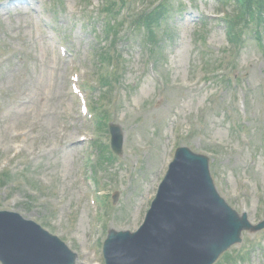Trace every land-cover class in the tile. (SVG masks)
<instances>
[{
	"label": "rangeland",
	"instance_id": "obj_1",
	"mask_svg": "<svg viewBox=\"0 0 264 264\" xmlns=\"http://www.w3.org/2000/svg\"><path fill=\"white\" fill-rule=\"evenodd\" d=\"M8 1L0 0L6 4H0V168L9 162L12 173L10 184L0 189V209L45 225L77 252L81 264L86 258L104 264L100 251L95 254L99 240L82 178L85 156L98 153L92 144L60 142L59 132L92 134L73 100L71 76H89L96 86L92 55L105 39L101 16L113 0H19L21 13L10 10ZM151 3L134 1L139 18ZM235 9L243 15L234 0H170L155 33L144 27L145 18L140 26L145 33H131L120 43L119 81L102 94L116 91L110 122L123 129L124 153L118 157L106 146L97 147L98 162L86 175L95 185L90 197L104 236L109 228L139 227L159 185L163 158H172L178 146L210 158L215 185L235 210L248 212L253 223L264 218V15L245 24L246 16L233 18ZM221 10L228 13L225 19ZM110 19L120 25L124 15L110 14ZM238 34L240 49L231 41L239 40ZM202 37L211 55L197 48ZM142 48L154 52L158 73L149 69ZM208 58V68L226 67L232 84L226 78L204 80L200 63ZM95 75L99 80L100 72ZM100 94L95 89L89 98ZM234 119L246 122L250 137L233 131ZM104 166L109 171L102 178ZM116 189L113 206L107 192ZM229 253L228 261L217 264H264V231L243 233V242Z\"/></svg>",
	"mask_w": 264,
	"mask_h": 264
},
{
	"label": "water",
	"instance_id": "obj_2",
	"mask_svg": "<svg viewBox=\"0 0 264 264\" xmlns=\"http://www.w3.org/2000/svg\"><path fill=\"white\" fill-rule=\"evenodd\" d=\"M217 222L221 223L217 229L225 230V236L213 232ZM247 227L217 196L207 159L183 149L154 204L148 227L139 236L126 238L112 233L107 244L108 258L117 255L116 252L124 253L130 246L127 249L131 252L125 254L132 264H149L160 257V264H211ZM216 238H224V242L218 244ZM116 242L118 246L114 250ZM12 244L7 230L0 226V252L4 253ZM15 248L14 244L6 253L7 259L12 256L16 261Z\"/></svg>",
	"mask_w": 264,
	"mask_h": 264
},
{
	"label": "trees",
	"instance_id": "obj_3",
	"mask_svg": "<svg viewBox=\"0 0 264 264\" xmlns=\"http://www.w3.org/2000/svg\"><path fill=\"white\" fill-rule=\"evenodd\" d=\"M251 1L252 0H249V2H251ZM253 1L257 2V7L264 8V0H253ZM162 8H163L162 10L155 12L149 18V22H150L149 27H151L153 23H157V22H159V21H161L163 19L164 15H165V12H164L165 7L163 6ZM251 12H252V10H251Z\"/></svg>",
	"mask_w": 264,
	"mask_h": 264
},
{
	"label": "bare ground",
	"instance_id": "obj_4",
	"mask_svg": "<svg viewBox=\"0 0 264 264\" xmlns=\"http://www.w3.org/2000/svg\"><path fill=\"white\" fill-rule=\"evenodd\" d=\"M18 1L19 0H9L8 2H6L7 4H9V9L10 10H14V11H21L22 9H21V6H17L18 4ZM4 5H6V4H3V5H1V6H4ZM143 205V203H140V205H139V207H141ZM140 215V210H138L137 212H136V214H135V216H139Z\"/></svg>",
	"mask_w": 264,
	"mask_h": 264
}]
</instances>
